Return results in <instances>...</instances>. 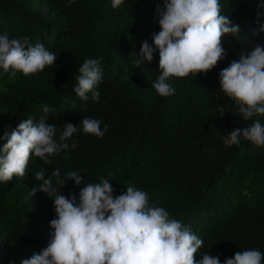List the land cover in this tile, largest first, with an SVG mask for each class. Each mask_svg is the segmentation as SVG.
Returning <instances> with one entry per match:
<instances>
[{
	"label": "trees",
	"instance_id": "trees-1",
	"mask_svg": "<svg viewBox=\"0 0 264 264\" xmlns=\"http://www.w3.org/2000/svg\"><path fill=\"white\" fill-rule=\"evenodd\" d=\"M0 264H264V0H0Z\"/></svg>",
	"mask_w": 264,
	"mask_h": 264
}]
</instances>
